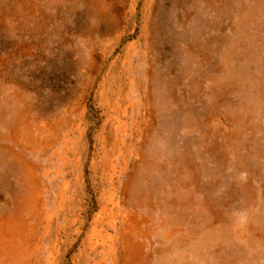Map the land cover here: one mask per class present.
Wrapping results in <instances>:
<instances>
[{
  "label": "rangeland",
  "instance_id": "374dc122",
  "mask_svg": "<svg viewBox=\"0 0 264 264\" xmlns=\"http://www.w3.org/2000/svg\"><path fill=\"white\" fill-rule=\"evenodd\" d=\"M0 264H264V0H0Z\"/></svg>",
  "mask_w": 264,
  "mask_h": 264
}]
</instances>
